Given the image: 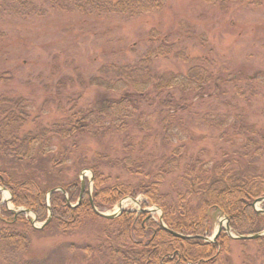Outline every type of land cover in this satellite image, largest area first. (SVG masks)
I'll list each match as a JSON object with an SVG mask.
<instances>
[{
    "label": "trees",
    "instance_id": "1",
    "mask_svg": "<svg viewBox=\"0 0 264 264\" xmlns=\"http://www.w3.org/2000/svg\"><path fill=\"white\" fill-rule=\"evenodd\" d=\"M166 1L0 0V19L41 18L55 11L131 20L161 13ZM202 1L223 11L232 4L260 3ZM148 42L150 46L135 62L106 63L90 77L86 85L105 92L100 99L83 102L80 94L59 98L55 103L59 116L49 123L40 121L25 96L0 92V186L9 191L14 208L30 210L37 222H44L50 212L48 224L36 229L25 213H14L1 203L0 194L1 260H21L33 236L46 230L66 235L100 220L102 225L93 230L92 241L81 247L86 260L94 264H232V243L241 247L240 264L256 263L245 253L248 244L257 245L264 261V235L234 239L222 231L215 242L205 240L212 232L215 212L227 218L235 236L264 230V201L259 212L254 207L264 197V165L258 169L254 162L262 157L264 143L255 137L256 130L251 124L234 125L235 135L246 136L244 143L230 154L221 152L218 159L206 158L202 151L187 154L185 142L175 133L181 113L188 109L187 96L204 99L234 77L224 79L213 73L206 58L191 57L169 34L152 29ZM170 54L187 64L184 72L155 67L156 59ZM211 88L216 91L210 93ZM152 122L160 125L159 139L168 147L166 152L147 148L144 131L152 129ZM170 136L177 138L174 145ZM84 137L98 144L116 137L120 148L95 149L86 155L80 148ZM82 170L91 172V187L85 178L82 199L70 206L80 195ZM69 171L74 174L68 175ZM53 188L63 189L67 199L61 191L47 199ZM139 195L144 198L142 208L152 205L161 210L165 227L148 212L124 210L114 218H103L93 210L103 212L123 198Z\"/></svg>",
    "mask_w": 264,
    "mask_h": 264
},
{
    "label": "rangeland",
    "instance_id": "2",
    "mask_svg": "<svg viewBox=\"0 0 264 264\" xmlns=\"http://www.w3.org/2000/svg\"><path fill=\"white\" fill-rule=\"evenodd\" d=\"M152 29L161 35L169 34L191 57L206 58L213 73L224 79L234 77L233 82L224 83L218 91L211 88L209 92L216 91L215 94L204 99L186 97L188 109L181 113L175 132L185 142V152L202 151L206 158L214 159L221 152H234L246 138L244 134H234L240 122L251 124L257 132L255 137L264 143V0L259 5L232 4L225 11L202 0H167L161 13L131 20L119 15L96 17L55 11L27 20L7 16L0 19V92L25 96L40 114V121L49 123L59 116L55 110L59 98L80 94L83 102L100 99L105 92L88 87L87 81L106 63L135 62L150 46L148 33ZM154 65L160 71L184 72L187 68L172 54L156 59ZM146 110L148 115L150 109ZM160 131V125L153 122L152 129L144 131L147 148L166 152L168 147L161 144ZM170 137V144L174 145L177 138ZM80 148L90 155L95 149H118L120 142L109 137L98 144L84 137ZM254 162L262 169L264 148L262 157ZM84 173L90 179V171ZM136 200L139 205L129 198L122 199V209L138 211L144 198L139 195ZM117 206L104 213H113ZM255 207L260 209V204ZM149 215L156 221L159 211ZM27 217L33 215L29 213ZM219 220L224 217L215 212L211 233L216 231ZM101 225L100 220L89 221L83 230L66 235L46 230L33 236L29 252L20 255L21 260L0 259V264H94L86 260L81 247L92 241L93 230ZM256 246L248 244L245 253L256 260L255 264H264ZM232 254V264H240L238 244L232 243Z\"/></svg>",
    "mask_w": 264,
    "mask_h": 264
},
{
    "label": "water",
    "instance_id": "3",
    "mask_svg": "<svg viewBox=\"0 0 264 264\" xmlns=\"http://www.w3.org/2000/svg\"><path fill=\"white\" fill-rule=\"evenodd\" d=\"M84 177H85V173H84V171H81L80 172L81 191H80V195L78 197V201H77V203L75 205H77L80 202V200L82 199L83 193H84V188H85ZM2 191H5V189L3 187H0V192L2 193ZM55 191H61L64 194V196L66 197L65 191H63L62 189H59V188H53L50 191H48L47 197L49 196V194H51L52 192H55ZM9 199H10V194H9L8 200ZM133 201L137 202L136 200H133ZM263 201H264V197H261V198H259V199L256 200V203H260V202H263ZM67 203L69 204L68 200H67ZM93 210H94V212L98 216L103 217V218H114V217H116L117 215H119L122 212V209L121 208H119L117 211L113 212L112 214H106V213L100 212V211H98L94 207H93ZM156 210H159V209L157 207L155 209H153V210H149V209L143 210L142 209V211H152V212H154ZM13 212L14 213H17V212L29 213L31 211L28 210V209H18L17 211H13ZM49 219H50V212H49V215H48V218L46 219V221H44L42 224H40L36 228L42 229L45 225L48 224ZM159 220L160 221L162 220L161 214L159 216ZM224 220H225L224 225H222V224L219 223L218 224V227H217V230L215 231V233L210 238H207L206 239L208 242H215L216 239H217V237L219 236V234L221 233L222 230H224L229 237L234 238V239H245V240L251 239L252 240V239H256V238L261 237V236L264 235V230H263L261 233L254 234V235L235 236V235L232 234V232L230 230V227L228 225V220H227V218L225 216H224ZM31 222H32V224H35L36 223L35 222V217H34V219H32ZM161 225L164 227L163 224H161ZM33 226L35 227V225H33ZM173 235L180 236L179 234H175V233H173Z\"/></svg>",
    "mask_w": 264,
    "mask_h": 264
},
{
    "label": "bare ground",
    "instance_id": "4",
    "mask_svg": "<svg viewBox=\"0 0 264 264\" xmlns=\"http://www.w3.org/2000/svg\"><path fill=\"white\" fill-rule=\"evenodd\" d=\"M3 196V200L4 201H7L8 200V198H9V194H8V192L7 191H3V194H2ZM125 206V204L123 203V202H121L120 203V205L119 206H117L116 208H123ZM219 223L220 224H222V225H224V220H219ZM218 223V224H219Z\"/></svg>",
    "mask_w": 264,
    "mask_h": 264
}]
</instances>
